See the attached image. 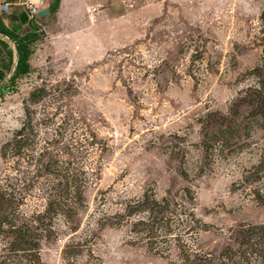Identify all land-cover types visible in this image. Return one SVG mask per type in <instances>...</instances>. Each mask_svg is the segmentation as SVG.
Wrapping results in <instances>:
<instances>
[{"label":"rangeland","instance_id":"obj_1","mask_svg":"<svg viewBox=\"0 0 264 264\" xmlns=\"http://www.w3.org/2000/svg\"><path fill=\"white\" fill-rule=\"evenodd\" d=\"M30 3L0 264H264V0Z\"/></svg>","mask_w":264,"mask_h":264},{"label":"crops","instance_id":"obj_2","mask_svg":"<svg viewBox=\"0 0 264 264\" xmlns=\"http://www.w3.org/2000/svg\"><path fill=\"white\" fill-rule=\"evenodd\" d=\"M0 20L7 27L17 29L21 36L29 33L33 28L39 29L37 26L38 21L29 15V11L23 5V0H0ZM9 52H12V59L15 62L12 71H15L18 61L16 43L8 36L0 33V74L2 72L5 73L3 63L1 62L4 61L5 63Z\"/></svg>","mask_w":264,"mask_h":264},{"label":"trees","instance_id":"obj_3","mask_svg":"<svg viewBox=\"0 0 264 264\" xmlns=\"http://www.w3.org/2000/svg\"><path fill=\"white\" fill-rule=\"evenodd\" d=\"M54 7V6H52ZM40 28H33L29 33L21 36L17 29H11L7 27L0 20V33L8 36L12 41L16 43V49L18 54V61L15 71L12 76V80L23 77L31 72L30 59L33 53L32 45L37 40L38 32ZM9 56L12 57V52H9ZM4 73L0 74V80L4 78Z\"/></svg>","mask_w":264,"mask_h":264},{"label":"built area","instance_id":"obj_4","mask_svg":"<svg viewBox=\"0 0 264 264\" xmlns=\"http://www.w3.org/2000/svg\"><path fill=\"white\" fill-rule=\"evenodd\" d=\"M27 8L29 10V15L31 17H36L38 16V14L41 12V10L39 9V7L37 6V4L35 3H30V4H26Z\"/></svg>","mask_w":264,"mask_h":264},{"label":"water","instance_id":"obj_5","mask_svg":"<svg viewBox=\"0 0 264 264\" xmlns=\"http://www.w3.org/2000/svg\"><path fill=\"white\" fill-rule=\"evenodd\" d=\"M48 13H49L48 10H44V11L40 12L38 16L43 17V16L47 15Z\"/></svg>","mask_w":264,"mask_h":264}]
</instances>
